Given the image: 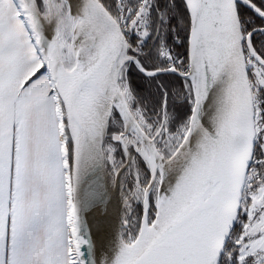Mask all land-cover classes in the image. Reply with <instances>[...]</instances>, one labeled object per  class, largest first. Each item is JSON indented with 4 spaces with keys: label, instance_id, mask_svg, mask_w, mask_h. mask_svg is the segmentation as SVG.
<instances>
[{
    "label": "snow or ice",
    "instance_id": "6c2138e0",
    "mask_svg": "<svg viewBox=\"0 0 264 264\" xmlns=\"http://www.w3.org/2000/svg\"><path fill=\"white\" fill-rule=\"evenodd\" d=\"M0 264H264V0H0Z\"/></svg>",
    "mask_w": 264,
    "mask_h": 264
}]
</instances>
